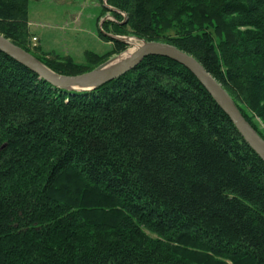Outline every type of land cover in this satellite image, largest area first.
Returning <instances> with one entry per match:
<instances>
[{"label":"trees","instance_id":"obj_1","mask_svg":"<svg viewBox=\"0 0 264 264\" xmlns=\"http://www.w3.org/2000/svg\"><path fill=\"white\" fill-rule=\"evenodd\" d=\"M29 1L0 0V34L32 54ZM107 3L128 16L107 33L193 56L264 139V0ZM32 55L65 76L102 59ZM0 264H264V162L170 58L75 92L0 52Z\"/></svg>","mask_w":264,"mask_h":264},{"label":"rangeland","instance_id":"obj_2","mask_svg":"<svg viewBox=\"0 0 264 264\" xmlns=\"http://www.w3.org/2000/svg\"><path fill=\"white\" fill-rule=\"evenodd\" d=\"M106 5L115 9L107 0H30L27 24L31 35L28 44L30 52L49 60L71 57L83 66H90L86 56L87 53H94L102 58L100 67L128 50L134 51L135 47L141 46L144 40L128 33L116 35L114 27L110 26L108 34L124 40L131 39V45L128 44L124 52L115 54V43L103 37V31H106L102 24L104 21H111L121 26L127 22L128 16L127 13H122L117 18L106 11ZM6 23L14 24L8 19ZM252 116L259 129L264 132L262 119L254 114Z\"/></svg>","mask_w":264,"mask_h":264},{"label":"water","instance_id":"obj_3","mask_svg":"<svg viewBox=\"0 0 264 264\" xmlns=\"http://www.w3.org/2000/svg\"><path fill=\"white\" fill-rule=\"evenodd\" d=\"M105 7L110 12L119 13L118 10L113 9L108 5ZM103 33L104 36H107L110 39L121 41L127 45L129 44L124 39L112 36L104 31ZM142 43L143 44L124 61H121V55L110 63L102 65L90 72L78 76H65L56 74L39 62L33 55L0 34V52L37 74L42 80L46 81L53 87L66 91L90 92L96 90L126 75L149 56L157 55L170 58L185 66L198 78L222 110L229 116L246 143L264 162V139L247 123L228 92L206 71L199 61L193 56L166 43Z\"/></svg>","mask_w":264,"mask_h":264},{"label":"bare ground","instance_id":"obj_4","mask_svg":"<svg viewBox=\"0 0 264 264\" xmlns=\"http://www.w3.org/2000/svg\"><path fill=\"white\" fill-rule=\"evenodd\" d=\"M126 41L131 45V39H126ZM143 44V43H142ZM135 45H137V44H135ZM138 47H140V46H137V47H135V50L138 48ZM134 48V47H133ZM135 50L134 51H132V50H128L125 54H123L122 56H121V61H124L126 58H128L130 55H132L134 52H135ZM96 69V68H95Z\"/></svg>","mask_w":264,"mask_h":264}]
</instances>
